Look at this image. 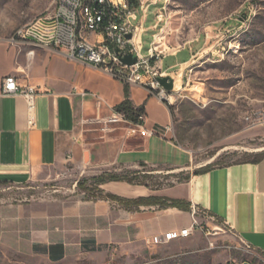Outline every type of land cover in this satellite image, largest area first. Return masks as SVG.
I'll list each match as a JSON object with an SVG mask.
<instances>
[{
    "label": "crops",
    "instance_id": "1",
    "mask_svg": "<svg viewBox=\"0 0 264 264\" xmlns=\"http://www.w3.org/2000/svg\"><path fill=\"white\" fill-rule=\"evenodd\" d=\"M192 43L165 56L162 65L167 59L175 61V68L191 63L194 52L190 58L180 57L187 50L194 51ZM8 76L43 92L36 99L34 127L29 126L24 98L2 96V83ZM124 84L60 51L0 39V182L24 184L46 169L70 164L79 168L87 161L89 167L185 169L192 156L175 140L174 115L167 104L139 86L129 85L132 101L145 107L146 133L137 130L87 142L88 120L117 115L115 108L125 100ZM83 92L90 96L83 98ZM105 187L127 199L160 197L187 202L224 222L264 257V156L258 163L217 167L158 190L127 183ZM192 222V211L178 208L149 206L131 212L113 201H65L46 214L19 213L6 218L0 222V238L19 252L62 263L126 240L151 243L155 236L189 227Z\"/></svg>",
    "mask_w": 264,
    "mask_h": 264
},
{
    "label": "rangeland",
    "instance_id": "2",
    "mask_svg": "<svg viewBox=\"0 0 264 264\" xmlns=\"http://www.w3.org/2000/svg\"><path fill=\"white\" fill-rule=\"evenodd\" d=\"M54 1L0 0V39H11L19 28L51 12ZM163 1L151 7L144 24L143 54L148 55L154 35H159L155 47L163 57L195 41L194 51L180 57L190 58L194 52L188 65L175 68L172 59L154 64L174 80L172 100L166 104L173 108L175 140L191 153V163L178 171L168 166L89 167L87 161L79 168L70 164L46 169L24 184L1 182L0 222L19 213L46 214L65 201L103 200L116 195L107 191V184H130L99 185L107 175L158 190L206 167L252 161L264 154V122L253 124L255 113L264 111V0H170L166 21L154 30ZM152 109L158 110L155 104ZM110 121L103 116L87 123V142L127 135L137 125ZM196 218L197 230L188 239L157 246L126 240L62 263L19 252L0 238V264H264V257L224 222L200 209Z\"/></svg>",
    "mask_w": 264,
    "mask_h": 264
},
{
    "label": "built area",
    "instance_id": "3",
    "mask_svg": "<svg viewBox=\"0 0 264 264\" xmlns=\"http://www.w3.org/2000/svg\"><path fill=\"white\" fill-rule=\"evenodd\" d=\"M162 1L55 0L51 12L19 28L11 42L60 51L68 58L101 70L125 84L148 89L161 102L171 103V92L165 90L159 82V78L167 77V74L160 72L154 65L162 63L164 59L155 47L156 35L148 55L143 54V34L147 31L144 24L151 7L158 6ZM169 1L164 0L156 13L154 30L166 21ZM92 37L95 39L92 40ZM128 56L137 58L136 64H126L124 59ZM42 93L37 87L21 85L15 76L6 77L2 83V96L25 99L30 127L36 124V99ZM82 96L86 98L90 94L83 92ZM110 120L113 123L129 122L125 115L119 113ZM140 120L142 123L135 125L136 129H131L130 133L134 134L137 130L146 133L143 117ZM91 121L97 122L100 119L88 120V123ZM262 122L264 111L255 113L253 124ZM197 210L196 207L191 208V226L155 236L151 244L157 246L190 238L198 227Z\"/></svg>",
    "mask_w": 264,
    "mask_h": 264
},
{
    "label": "trees",
    "instance_id": "4",
    "mask_svg": "<svg viewBox=\"0 0 264 264\" xmlns=\"http://www.w3.org/2000/svg\"><path fill=\"white\" fill-rule=\"evenodd\" d=\"M124 94L125 100L115 108V111L119 114L125 115L126 119L133 124H140L142 121L141 117L145 115V107L144 106H136L135 103L131 99V91L130 86L128 84H124ZM166 104V102H165ZM168 105V104H167ZM169 106V105H168ZM171 113L173 114L172 106H169ZM264 155L258 156L253 159V163H258ZM212 170V167H206L205 169L198 172L197 175H201ZM190 178H187L185 181H188ZM115 181H127L130 184H133L132 180H123L116 175H107L101 179H99L98 184H106L109 182ZM1 183V182H0ZM7 183V182H4ZM103 200L113 201L119 203L122 207H124L127 211L135 212L140 211L141 207H149V206H159L161 209L166 208H178L183 211H191V205L187 202L180 200H170L160 197H148V198H138V199H127L122 198L116 195H108Z\"/></svg>",
    "mask_w": 264,
    "mask_h": 264
},
{
    "label": "water",
    "instance_id": "5",
    "mask_svg": "<svg viewBox=\"0 0 264 264\" xmlns=\"http://www.w3.org/2000/svg\"><path fill=\"white\" fill-rule=\"evenodd\" d=\"M128 38H131V36H128ZM124 62L128 65H134L137 62V58L128 56L127 58L124 59ZM159 82L162 85V87L168 92H172L175 88L174 80L170 77L159 78Z\"/></svg>",
    "mask_w": 264,
    "mask_h": 264
},
{
    "label": "bare ground",
    "instance_id": "6",
    "mask_svg": "<svg viewBox=\"0 0 264 264\" xmlns=\"http://www.w3.org/2000/svg\"><path fill=\"white\" fill-rule=\"evenodd\" d=\"M159 35H156V38L158 39ZM172 98L170 99V102H171Z\"/></svg>",
    "mask_w": 264,
    "mask_h": 264
}]
</instances>
